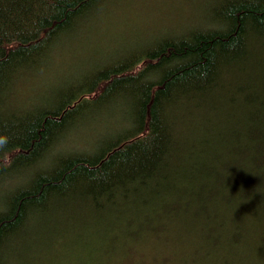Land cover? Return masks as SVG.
Listing matches in <instances>:
<instances>
[{
	"label": "trees",
	"instance_id": "trees-1",
	"mask_svg": "<svg viewBox=\"0 0 264 264\" xmlns=\"http://www.w3.org/2000/svg\"><path fill=\"white\" fill-rule=\"evenodd\" d=\"M120 2L0 0V264H237L264 245V0H214L32 95Z\"/></svg>",
	"mask_w": 264,
	"mask_h": 264
},
{
	"label": "rangeland",
	"instance_id": "rangeland-1",
	"mask_svg": "<svg viewBox=\"0 0 264 264\" xmlns=\"http://www.w3.org/2000/svg\"><path fill=\"white\" fill-rule=\"evenodd\" d=\"M213 2L214 0H121L113 13L100 14L99 27L95 26L91 33L84 35L78 41L76 47L70 52L71 54L65 55L66 61L61 66L32 81L34 90L31 94H36L44 88L45 84L53 83L74 69L80 70L86 65L93 68L95 65L91 64L107 61L117 54L136 49L145 43H149L154 37L173 32L175 28L178 32H184L192 29L193 26H199L200 24L190 19L194 17L193 19L201 20L210 12V8L213 11ZM101 114L108 116V111ZM119 117V115L113 114L102 120L101 123L92 119L80 123L78 131L72 133H76L78 138L68 140L66 144L73 145L70 147L74 150H79L80 148L77 146H86L85 143H89L91 137L97 136L100 131L105 132L113 127V120H117ZM217 166L216 168L213 167L215 170L211 174L216 177V173L220 171ZM200 168L204 169L203 167ZM193 176L194 174L189 175V177ZM216 204H225L226 207L233 206L232 202L218 201ZM42 242L44 240L40 238L32 253L26 252L22 256L26 259L30 256L33 262L40 261L41 254L45 252L39 249ZM259 248H264V245L255 246L253 249L243 251V253L228 248L224 253L230 255L242 253V257L236 261L237 264H244L245 262L263 264L264 249L259 250ZM146 251L149 249L147 248ZM194 253L196 256L193 259L197 260L198 264H204L207 258H214L218 254L217 251L202 248L194 251ZM244 254L246 255L244 256ZM174 264H179V262L175 261Z\"/></svg>",
	"mask_w": 264,
	"mask_h": 264
}]
</instances>
